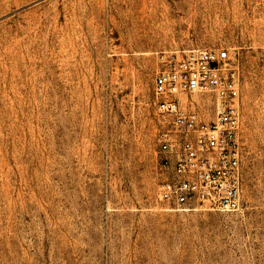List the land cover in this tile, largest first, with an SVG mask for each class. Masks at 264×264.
Masks as SVG:
<instances>
[{
  "label": "rangeland",
  "instance_id": "obj_1",
  "mask_svg": "<svg viewBox=\"0 0 264 264\" xmlns=\"http://www.w3.org/2000/svg\"><path fill=\"white\" fill-rule=\"evenodd\" d=\"M264 0H0V264H264ZM228 49L239 213L161 206L160 54Z\"/></svg>",
  "mask_w": 264,
  "mask_h": 264
},
{
  "label": "built area",
  "instance_id": "obj_2",
  "mask_svg": "<svg viewBox=\"0 0 264 264\" xmlns=\"http://www.w3.org/2000/svg\"><path fill=\"white\" fill-rule=\"evenodd\" d=\"M264 22V11L262 13ZM157 200L175 212L239 213L245 203L243 83L228 49L157 58Z\"/></svg>",
  "mask_w": 264,
  "mask_h": 264
}]
</instances>
